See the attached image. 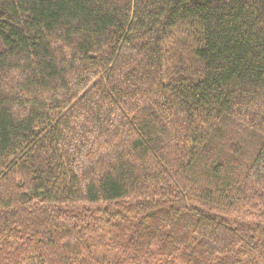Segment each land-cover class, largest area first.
Instances as JSON below:
<instances>
[{
  "label": "trees",
  "instance_id": "16d2710c",
  "mask_svg": "<svg viewBox=\"0 0 264 264\" xmlns=\"http://www.w3.org/2000/svg\"><path fill=\"white\" fill-rule=\"evenodd\" d=\"M0 264H264V0H0Z\"/></svg>",
  "mask_w": 264,
  "mask_h": 264
},
{
  "label": "rangeland",
  "instance_id": "374dc122",
  "mask_svg": "<svg viewBox=\"0 0 264 264\" xmlns=\"http://www.w3.org/2000/svg\"><path fill=\"white\" fill-rule=\"evenodd\" d=\"M87 210H89V213H88V214H89L90 216L96 217L94 207H87ZM87 210H86V211H87Z\"/></svg>",
  "mask_w": 264,
  "mask_h": 264
}]
</instances>
